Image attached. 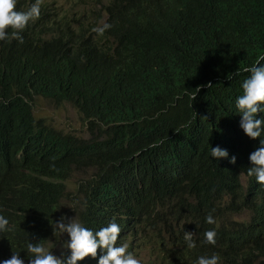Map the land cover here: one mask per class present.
Segmentation results:
<instances>
[{
  "label": "trees",
  "instance_id": "16d2710c",
  "mask_svg": "<svg viewBox=\"0 0 264 264\" xmlns=\"http://www.w3.org/2000/svg\"><path fill=\"white\" fill-rule=\"evenodd\" d=\"M103 1L111 25L103 35L86 27L97 28L85 13L59 16L41 0L23 43L0 40V216L9 221L0 264L14 252L29 264V242L52 252L62 238L63 247L70 237L53 226L66 214L93 226L114 218L117 245L136 259L149 239L167 254L159 264L213 255L218 264H264V185L247 175L264 133L248 137L236 107L246 69L264 66V0ZM33 3L16 0V10ZM36 95L70 102L89 137L36 117ZM217 146L229 157H212ZM77 169L89 176L67 192ZM116 173L134 178L131 191L112 181ZM208 230L215 245L204 242ZM99 252L77 264H99Z\"/></svg>",
  "mask_w": 264,
  "mask_h": 264
},
{
  "label": "clouds",
  "instance_id": "9594fccd",
  "mask_svg": "<svg viewBox=\"0 0 264 264\" xmlns=\"http://www.w3.org/2000/svg\"><path fill=\"white\" fill-rule=\"evenodd\" d=\"M41 14V0H35L26 11L16 10V0H0V40L9 37L23 43L21 32L29 24L30 21L37 19ZM107 17V16H106ZM111 27L105 23L103 27L94 28L93 31L103 35L105 30ZM11 29L10 32L6 31ZM259 64V61H257ZM251 75L244 80L242 84L243 94L237 97L236 107L242 115L240 127L245 134L252 138H260L264 133V119L257 118L259 112L264 111L261 104H264V66H253L246 69ZM261 146L250 154L252 167L247 169L248 176H255L256 181L264 185V139L260 140ZM211 155L214 158H228L229 153L221 149L219 146L211 147ZM230 163H236V157L232 156ZM243 175V173H241ZM112 181L118 186L131 191L133 188L134 178L130 175H120L116 173ZM108 219L99 225H89L79 221L76 217L68 218L62 216L53 226L54 233L59 231L61 234L67 233L70 240L66 241L63 250L58 257L47 251L41 243L29 242L27 244V253L30 254L29 264H77L78 261L91 255L96 257L97 250L100 248L99 264H140L132 253L127 251L128 245H117L118 238L121 233L120 226L114 221ZM67 221V222H66ZM208 224L215 223L211 214L206 217ZM9 221L0 216V231L6 229ZM84 225L93 228L96 232L84 227ZM216 232L208 230L204 232V242L215 245ZM184 239L188 248L196 247L193 240V233L185 232ZM71 250V255L66 258V253ZM104 250L105 253L104 254ZM219 257L216 255L209 257L201 256L196 264H218ZM2 264H24L18 253L9 259L3 260Z\"/></svg>",
  "mask_w": 264,
  "mask_h": 264
},
{
  "label": "rangeland",
  "instance_id": "374dc122",
  "mask_svg": "<svg viewBox=\"0 0 264 264\" xmlns=\"http://www.w3.org/2000/svg\"><path fill=\"white\" fill-rule=\"evenodd\" d=\"M47 1L51 8L50 10L57 11L59 13V16H62L60 11L61 9H64L70 16H73L74 13L75 15L85 13V15L95 23V27H103V25L106 23V11L104 7L107 4L103 0ZM85 25L89 28L90 31L94 29L89 26V22H85ZM32 105L35 116L44 118L48 124L55 127L56 129L61 130L65 133H71L76 137H89L88 125L86 121L84 120L79 110L70 102L64 101L58 103L51 98H47L42 95H36L34 97ZM88 172V170H75L72 176L66 181V191H74V188L77 186L78 181L89 176ZM65 216H67V214ZM236 218L241 220L247 219L248 213L245 212L237 215ZM148 240L149 239H147L143 244L136 245V250L137 252H139V254L137 255L138 259H141L142 264H146L149 261L155 264L162 263L164 256L167 255L164 252V247L161 246L160 242L151 247L148 243ZM53 243H55V245ZM49 247H53V255L57 254L59 251L62 252V238H60V240L57 242L55 239H52ZM134 257L136 258V256Z\"/></svg>",
  "mask_w": 264,
  "mask_h": 264
}]
</instances>
